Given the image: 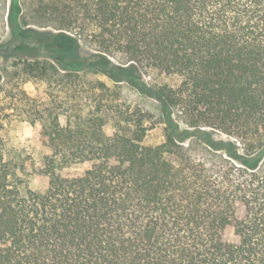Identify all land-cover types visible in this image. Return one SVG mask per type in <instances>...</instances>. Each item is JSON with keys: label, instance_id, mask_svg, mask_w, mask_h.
<instances>
[{"label": "trees", "instance_id": "obj_1", "mask_svg": "<svg viewBox=\"0 0 264 264\" xmlns=\"http://www.w3.org/2000/svg\"><path fill=\"white\" fill-rule=\"evenodd\" d=\"M23 12L10 0L0 57L88 82L95 106L45 132V190L0 159V264H264V0H42L55 28ZM123 83L157 120L119 101ZM157 122L164 140L146 144ZM59 156L92 165L62 175Z\"/></svg>", "mask_w": 264, "mask_h": 264}, {"label": "rangeland", "instance_id": "obj_2", "mask_svg": "<svg viewBox=\"0 0 264 264\" xmlns=\"http://www.w3.org/2000/svg\"><path fill=\"white\" fill-rule=\"evenodd\" d=\"M20 1L23 18L29 25L56 27L54 23L40 21L35 13L42 0ZM9 5L10 0H0V41L6 40L10 34L7 17ZM83 44L86 51H92V44L85 39ZM0 72V159L11 164L13 179L21 182L22 187L43 191L50 179L44 171L46 156L52 153V142L45 132L54 128L57 121L61 125L69 121L74 126L79 114L95 106L91 85L66 80L61 75L50 76V79L34 77L26 70V65L14 58L0 57ZM145 78L151 84L176 85L179 81L176 76L156 69H149ZM119 101L153 114L155 120L159 117V102L127 83L122 84ZM105 114L108 132H112L114 115L108 111ZM215 137L228 136L217 131ZM163 140V125L157 122L149 131L145 143L158 144ZM191 147L195 156L206 154L204 147L198 143L191 141ZM59 160L57 172L67 176L80 175L92 165L89 160L71 161L62 159V156H59Z\"/></svg>", "mask_w": 264, "mask_h": 264}]
</instances>
